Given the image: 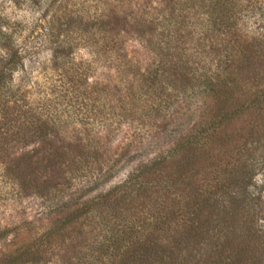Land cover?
I'll use <instances>...</instances> for the list:
<instances>
[{"label":"trees","instance_id":"trees-1","mask_svg":"<svg viewBox=\"0 0 264 264\" xmlns=\"http://www.w3.org/2000/svg\"><path fill=\"white\" fill-rule=\"evenodd\" d=\"M263 3L116 0L112 14L98 5L103 13L88 21L92 37H98L95 45L102 46L91 50L93 58L86 64H114L118 75L110 85L87 77L64 84L89 112L88 133L65 134L61 140L78 152L69 147L57 153L53 165L75 158L71 174L86 173L97 185L89 192L102 188L93 198L77 199L57 211L70 209L56 224V238L72 228L89 247L95 239L92 257L90 252L85 256L84 246H76L72 253L64 252L63 263L189 264L209 242L219 251L210 264H264V180L258 181L264 179V69L254 65L264 64V20L252 35L242 18L247 10H261ZM117 14L134 22L135 35L110 33ZM1 24L0 106L8 110L13 98L15 104L19 101L12 78L27 52L15 43L11 28ZM131 42L143 50L142 57L130 54ZM59 46L56 63L71 64L73 48L65 40ZM107 98H116V104H103ZM92 106L102 113L92 114ZM39 121L37 132L47 137L51 121ZM7 125L0 123V133ZM124 126L121 135L130 144L119 155L102 158ZM159 138L169 144L150 158L133 152L154 147ZM216 151L222 154L214 161ZM88 155L92 164L86 169ZM180 160L184 165L178 168ZM201 160L205 163L196 171ZM21 161L9 168L19 188L37 185L48 191L27 175ZM124 168L125 176L109 186ZM23 257L15 256L12 264Z\"/></svg>","mask_w":264,"mask_h":264},{"label":"rangeland","instance_id":"rangeland-1","mask_svg":"<svg viewBox=\"0 0 264 264\" xmlns=\"http://www.w3.org/2000/svg\"><path fill=\"white\" fill-rule=\"evenodd\" d=\"M115 1L0 0V23L11 28L15 33V43L24 47L27 52L24 62L18 65L12 78L13 88L16 94H19L15 99L19 101L15 104L13 98L8 110L0 106V123L8 124L1 128L0 133V264H12V258L22 254L24 257L19 258L15 264H67L62 261L64 252L70 254L76 246L78 249L84 246L82 251L85 256L89 252V257L93 256L90 247L95 239L90 240L89 247L88 241L81 240L72 228L65 231L63 237L56 238V224L64 220L70 209L57 211H60L64 204L70 205L77 199L93 198L102 187L89 192L97 185L90 181L86 173L76 175L75 171L71 174L69 168L74 169L75 158L72 159L70 155L63 165L53 164L57 153L72 147L69 141L63 142L62 137L75 131L87 132L88 129L85 116L89 112L80 107L71 87H64L65 82L72 79L76 84L78 81L83 82L87 77L89 82L110 85L112 78H117L114 64H91L92 68L86 64L93 58L91 50L102 46L95 45L98 37H92L93 31L88 19L103 13L104 10H109V14H112ZM98 5L100 9L103 8L102 11ZM261 5V10L255 7L245 11L242 17L245 27L252 35L260 30L258 27L263 26L264 13L261 12L264 11V3ZM118 15L113 16L108 27L110 33L118 38L121 35L127 38L129 33L135 35L134 22ZM61 40L67 41L69 47L73 48L71 64L65 66V63H56V57L59 55L56 51L61 50ZM128 48L131 55L142 57L143 50L137 43H129ZM0 54H3L1 50ZM79 62L82 64H77ZM254 65L264 69V64ZM82 72L87 75L80 78L79 74ZM114 89L116 88H113V91ZM110 102L116 104L117 99L107 98L102 103L108 105ZM100 108L92 106V114L102 113ZM39 119L51 121L50 127L53 131H49L50 135L47 137H41L39 131L37 132L38 127L42 125ZM126 129L124 126L116 132L114 137L117 141L108 143L107 156L102 154V158L117 156L126 149L130 142L121 135ZM168 144V141L159 138L154 147L145 145L139 153L133 152L138 156L147 155L146 158H150ZM71 151L78 152L77 146L72 147ZM219 154L222 153L216 151L213 154L214 161L219 158ZM20 159L25 161L29 171L27 175L40 187L47 186L48 191H39L37 185L29 190L19 188V181L12 178L9 168L17 162L21 165ZM83 161L86 163V169L92 164L89 155L84 157ZM200 163L205 162L201 160L196 165V171L201 168ZM180 164H183L182 160L177 161L178 168ZM125 172V168L120 170L109 186L117 184L125 176ZM260 180H264L263 177L258 178L259 183ZM262 184L261 204L264 207L263 181ZM109 186L104 189L110 188ZM259 220L263 221L261 215ZM97 227V233H101V225ZM217 254V244L207 242L194 252L189 264H210Z\"/></svg>","mask_w":264,"mask_h":264}]
</instances>
